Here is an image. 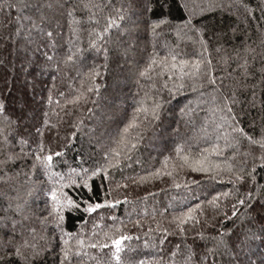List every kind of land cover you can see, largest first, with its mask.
I'll use <instances>...</instances> for the list:
<instances>
[{
  "label": "snow or ice",
  "instance_id": "snow-or-ice-1",
  "mask_svg": "<svg viewBox=\"0 0 264 264\" xmlns=\"http://www.w3.org/2000/svg\"><path fill=\"white\" fill-rule=\"evenodd\" d=\"M108 6L0 0V264H264V0H121L87 28ZM233 8L258 40L234 44ZM141 26L154 43L138 59ZM83 31L103 63L61 91L68 71L81 77ZM101 70L135 77L130 112L100 108ZM176 97L171 146L146 161V133Z\"/></svg>",
  "mask_w": 264,
  "mask_h": 264
},
{
  "label": "trees",
  "instance_id": "trees-1",
  "mask_svg": "<svg viewBox=\"0 0 264 264\" xmlns=\"http://www.w3.org/2000/svg\"><path fill=\"white\" fill-rule=\"evenodd\" d=\"M97 2H101V0H97ZM227 3V0H225ZM245 2H248V0H245ZM103 3L106 5H109L103 10L102 15L99 18V25H96L95 23H92L90 25H86L87 28L97 27L102 28L106 23V17L109 15L113 16V18H116L117 13L115 12V9H118L121 6V0H103ZM253 6L255 5V0H252ZM220 15V13H217ZM256 16L259 15L257 12L255 14ZM224 23L228 24L230 22H235V25L237 26V38L234 41V44L239 45L242 41L245 40L246 36H252V40L256 41L259 39L258 35L253 33L251 29L249 28V23L244 20L243 16V9L240 10L238 13L234 8L231 10V12L225 10L223 12L222 16ZM62 23H64L62 21ZM251 24L253 27L256 24L255 20L251 21ZM72 27L71 21H68L65 23V27L63 29L64 31V41L69 40L70 38V28ZM106 36L109 35L108 33L105 34ZM110 35L113 39L116 38L118 35V29L113 28L110 30ZM79 36V46L82 47L85 51V57L84 59V67L81 69V77L77 78L76 71H68L67 77L71 79H65L63 81H58V84L64 85V87H61V91L65 90V87L67 88H77L80 87L81 79L84 80L85 86H88L89 81L87 80V77L83 75V73L87 72V69L92 64H102L103 63V53H97L94 49L90 48L89 40L90 37L87 33V31H83L81 33H78ZM91 39H95V37H91ZM136 40L138 43L136 44V47L139 48V52L137 53V58L140 59L142 56H147L148 53L153 51V43L154 41L151 39L150 35H146L143 31V26H141V31L136 37ZM75 42V41H73ZM177 44H180V51H183L185 49L186 44H181L180 41H176ZM191 48H188V51L191 52ZM160 51L161 55H164V50L158 49ZM196 51L199 52L198 46L196 47ZM213 56L216 57L217 54L213 53ZM141 63H143V60L141 59ZM47 78L41 77L36 81L37 84V98H39L40 89L47 87ZM96 83H99L101 85V95L99 100V106L101 109L109 112V113H115L117 116L123 115L124 111L127 110L128 112L131 111V102L133 95L137 92L136 87V80L135 77L132 75H129L128 78L120 77V78H114L112 76H106L104 75L103 71L101 70V77L96 81ZM29 92L31 93V87H29ZM22 94V93H21ZM92 99H96L95 96L92 97ZM188 99H193L191 96L188 97ZM186 101L182 100L180 97H176L171 101V106L169 108V112L166 113V116H168V119L165 121V127L164 128H149L146 137L144 140L143 145L141 146L140 154L143 156V158L146 161H150L149 158H154L160 155L159 151L160 149H165V146H171L172 143V130L177 127V121H179L180 114L178 111L179 106H182ZM86 107H93L91 103H89ZM170 113V114H169ZM99 111H97L96 115H99ZM203 115V113H197V126L199 125V118ZM88 114L85 111L84 112V120H85V131H87V126L89 124L88 122ZM170 125V126H169ZM181 131H187L188 136L193 135L192 129L185 130L183 126H181ZM203 147V145H201ZM84 147L86 151H90L91 149L88 148V145L86 143V139L84 142ZM19 149H17L18 151ZM27 150V149H26ZM75 153H69L67 160L71 163L72 157ZM98 155V154H97ZM78 163V161H77ZM75 166V165H73ZM87 166V165H85ZM163 187V185H161ZM149 191H152V188L148 189ZM137 195L142 196L143 192L136 193ZM157 198H160L159 196ZM127 208L128 211H131V206H123L118 209L119 213L121 215L124 214L125 209ZM135 219V217H133ZM75 223H79V221H75ZM91 225L89 224V228ZM129 228L132 229V226L129 225ZM75 231V229H71ZM135 229H132V232L135 233ZM178 242V241H177ZM132 246L135 248L136 242H131ZM140 251L147 254L148 257L151 256L153 250L152 249H144L142 243L139 246ZM261 251H264V246H261V248L257 251V255L260 254ZM255 259V257H254Z\"/></svg>",
  "mask_w": 264,
  "mask_h": 264
}]
</instances>
